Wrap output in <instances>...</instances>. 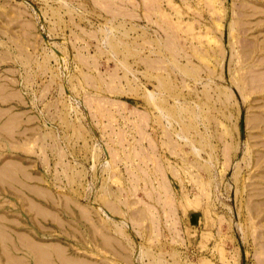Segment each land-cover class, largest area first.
I'll return each instance as SVG.
<instances>
[{
	"label": "rangeland",
	"instance_id": "1",
	"mask_svg": "<svg viewBox=\"0 0 264 264\" xmlns=\"http://www.w3.org/2000/svg\"><path fill=\"white\" fill-rule=\"evenodd\" d=\"M0 264H264V0H0Z\"/></svg>",
	"mask_w": 264,
	"mask_h": 264
}]
</instances>
